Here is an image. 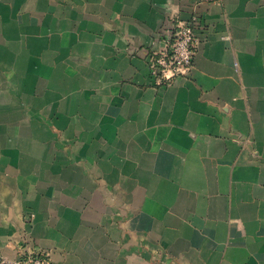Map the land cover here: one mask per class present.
Wrapping results in <instances>:
<instances>
[{
    "label": "crops",
    "instance_id": "obj_1",
    "mask_svg": "<svg viewBox=\"0 0 264 264\" xmlns=\"http://www.w3.org/2000/svg\"><path fill=\"white\" fill-rule=\"evenodd\" d=\"M198 15L195 66L151 46ZM264 264V0H0V264Z\"/></svg>",
    "mask_w": 264,
    "mask_h": 264
},
{
    "label": "built area",
    "instance_id": "obj_2",
    "mask_svg": "<svg viewBox=\"0 0 264 264\" xmlns=\"http://www.w3.org/2000/svg\"><path fill=\"white\" fill-rule=\"evenodd\" d=\"M198 15L193 14L186 21H170L165 29L163 46H151L148 50V66L152 81L156 86H165L177 77L189 76L195 66L198 35L196 32ZM49 253L20 245L14 258L3 257V264H52Z\"/></svg>",
    "mask_w": 264,
    "mask_h": 264
},
{
    "label": "rangeland",
    "instance_id": "obj_3",
    "mask_svg": "<svg viewBox=\"0 0 264 264\" xmlns=\"http://www.w3.org/2000/svg\"><path fill=\"white\" fill-rule=\"evenodd\" d=\"M26 246V245H25ZM32 249H37L38 251H41V252H43V253H49L50 254V252L49 251H46V250H42L41 248H38V247H31ZM50 256H51V258H52V255L50 254ZM52 264H54V262H53V259H52Z\"/></svg>",
    "mask_w": 264,
    "mask_h": 264
}]
</instances>
